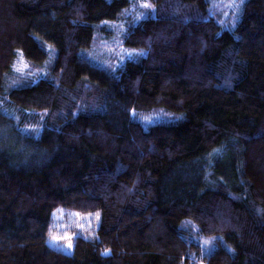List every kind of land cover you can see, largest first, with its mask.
Listing matches in <instances>:
<instances>
[{"label": "trees", "instance_id": "16d2710c", "mask_svg": "<svg viewBox=\"0 0 264 264\" xmlns=\"http://www.w3.org/2000/svg\"><path fill=\"white\" fill-rule=\"evenodd\" d=\"M0 264H264V0H0Z\"/></svg>", "mask_w": 264, "mask_h": 264}, {"label": "rangeland", "instance_id": "374dc122", "mask_svg": "<svg viewBox=\"0 0 264 264\" xmlns=\"http://www.w3.org/2000/svg\"><path fill=\"white\" fill-rule=\"evenodd\" d=\"M52 245H55L58 248H63L62 245L60 243H58V241L55 239L51 242Z\"/></svg>", "mask_w": 264, "mask_h": 264}, {"label": "snow or ice", "instance_id": "6c2138e0", "mask_svg": "<svg viewBox=\"0 0 264 264\" xmlns=\"http://www.w3.org/2000/svg\"><path fill=\"white\" fill-rule=\"evenodd\" d=\"M148 4H145L144 7H148ZM97 219H99V214H97ZM80 227H83V225H80ZM57 239V237L53 236V240ZM69 247H71V245L69 244ZM107 254V253H105Z\"/></svg>", "mask_w": 264, "mask_h": 264}]
</instances>
